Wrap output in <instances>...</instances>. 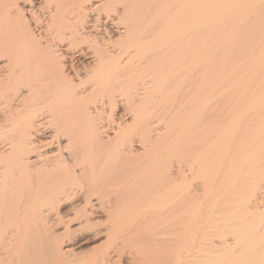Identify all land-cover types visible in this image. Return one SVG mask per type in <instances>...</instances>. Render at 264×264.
<instances>
[{"label":"bare ground","instance_id":"1","mask_svg":"<svg viewBox=\"0 0 264 264\" xmlns=\"http://www.w3.org/2000/svg\"><path fill=\"white\" fill-rule=\"evenodd\" d=\"M263 178L264 0H0V264H264Z\"/></svg>","mask_w":264,"mask_h":264},{"label":"rangeland","instance_id":"2","mask_svg":"<svg viewBox=\"0 0 264 264\" xmlns=\"http://www.w3.org/2000/svg\"><path fill=\"white\" fill-rule=\"evenodd\" d=\"M122 116H123V107L118 106L113 111V117L115 119L119 120V119H121ZM184 159L185 158H183L182 155L179 156V158L177 157V160L180 161L181 166L185 170V175L188 176L189 184H193V185L196 184V185L200 186L201 188H205V192L207 193V213H208V218L210 219V221L211 222L215 221L220 215L222 216L224 213V212L222 213V210H223L222 208L225 207L224 210L227 213H225L222 216V218L223 217H226V218L221 220L222 222L221 221L220 222L223 224L224 223L226 224V226L224 227V233L225 232L227 233V234L225 233L227 235V237H226V235H224V240L226 239L225 241L227 242L226 244H229L231 247H233V244H234L233 239L235 237V233H233V232L236 231V229H239V225H240V223L242 224V220H247V219L244 218V216H243V213H244L243 210H242L243 213L241 211H238L242 215V217L240 216V214L231 215L232 212H235V211L231 212L230 207H228V206L232 205V201H233L234 196H235L234 193L238 189L237 187L239 185V182L249 181L250 177L252 176L250 173V170L247 169L248 165L245 164L242 166L243 168H240V167L234 166L235 161L223 162L221 160H214V159H211L209 161V157L206 155L201 156V158H198V159H196V157H194L190 160H184ZM215 176H216V179H215L216 181L212 182ZM260 181H261L260 183L262 185H264V178L260 179ZM186 183L184 185L187 186L188 183L187 184ZM260 183H258V186H260L259 187L260 190L264 192V186L260 185ZM236 184H237V186H236ZM261 186L263 187V190H262ZM235 188H237V189L234 191ZM261 203H263V200ZM263 205H264V203H263ZM226 206H227V208H226ZM67 207H69L68 204L63 206L65 211L67 210L66 209ZM261 207H262V205H261ZM63 208H62V210H63ZM263 208H264V206H263ZM226 209H228V211L231 212L229 215H227L229 212ZM238 212H235V213H238ZM244 214L246 216L247 213H244ZM247 215H249V214H247ZM227 218H228V220L230 219V223L227 221ZM238 218H240V219L242 218V220L239 221L240 219L238 220ZM225 220L229 224H232V226H227L228 223H226ZM235 220H236V222H235ZM263 220H264V217H263ZM237 222H239V223H237ZM233 225H234V227H233ZM226 228H229V229H226ZM232 228H234V229H232ZM229 230H231V233L228 232ZM228 234H229V236H228ZM230 237H232L231 242H233V244L229 241ZM77 239H78V237H77ZM101 239L104 240V238L101 237L98 240V242L100 241L99 244L103 241V240L101 241ZM222 239H223V235H222ZM76 241L77 240H75V242L73 241L74 243L71 242L72 244L67 243L66 244L67 246L66 245L65 246L70 249V246H72V245L74 246ZM94 242H97V240L87 242L88 244L83 242L82 246H81V244L79 245L81 247H79L77 245L75 247H77L76 248L77 251L79 248L83 250L84 247H85L84 249L92 247L91 245ZM97 243H96V245L94 243V245L95 246L99 245ZM73 246L71 247V249L73 248ZM79 251H81V250H79ZM234 251H236V249H234ZM254 259H255V257H254ZM250 262H249V264H250Z\"/></svg>","mask_w":264,"mask_h":264}]
</instances>
